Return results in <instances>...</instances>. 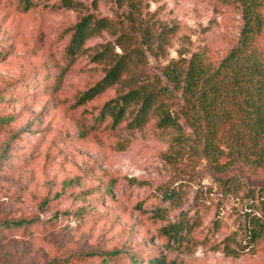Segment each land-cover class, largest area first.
<instances>
[{"label": "rangeland", "instance_id": "1", "mask_svg": "<svg viewBox=\"0 0 264 264\" xmlns=\"http://www.w3.org/2000/svg\"><path fill=\"white\" fill-rule=\"evenodd\" d=\"M34 1L23 10L16 0H0V222L24 219L32 232L0 227V264H150L159 256L170 264H264V232L250 237L252 218L264 222V190L258 194L264 167H251L245 152L235 151L229 123L217 133L225 165L215 169V162L172 140L173 131L156 129L153 119L134 130L111 129L108 118L93 123L124 84L75 104L104 72L105 64L89 55L105 42L120 52L119 29L87 38L65 66L68 26L87 11L123 19L124 0H77L76 9ZM130 1L131 14L178 24L165 56L140 46L148 73L178 58V49L189 55L206 44L220 58L239 35L241 14L214 12L211 0ZM261 47L264 52V38ZM171 191L176 204L168 217H152L153 207L169 205ZM179 213L194 221L197 241L187 250H167L160 229ZM232 232L237 255L217 247ZM118 250L124 253L110 261L86 256Z\"/></svg>", "mask_w": 264, "mask_h": 264}, {"label": "trees", "instance_id": "2", "mask_svg": "<svg viewBox=\"0 0 264 264\" xmlns=\"http://www.w3.org/2000/svg\"><path fill=\"white\" fill-rule=\"evenodd\" d=\"M124 2L126 12L123 19L115 20L87 11L68 26L65 66L83 52L87 38L101 30L119 29L115 45L120 47V52H115L109 42H105L89 55L91 62L105 64L104 72L81 91L75 104L86 103L121 83L127 86L126 90L104 101L93 123L99 124L108 118L111 129L123 124L125 129L134 130L153 119L156 129L173 131L172 140L191 153L215 162V169L225 165L219 163L222 150L215 144L217 133L222 125L229 123L235 151H244L243 161L251 167H264V52L261 47L264 0H211L214 12L234 10L241 14V27L235 43L220 58H215L206 44L189 55L178 49V58L169 60L157 73L144 70L140 46L156 57L165 56L178 24L156 18L153 13L146 17L138 11L131 14L133 2ZM16 4L29 10L38 2L16 0ZM51 6L76 9L80 3L59 0ZM132 38L134 43L129 45ZM53 82L56 84V80ZM262 189L264 187L258 188V194ZM167 198L169 205L153 207L152 217H168L169 209L176 203L172 191ZM194 224L181 213L175 220H168L160 229L165 248L187 250L193 247L197 241L191 235ZM28 225L30 222L24 219L0 222L4 229L24 226L25 231L32 234ZM250 231L252 241L259 239L264 232V222L252 218ZM235 240V232H232L219 241L217 247L220 245L218 248L225 254L237 255ZM123 253L120 250L90 252L86 256H100L110 261ZM147 261L150 264H170L164 256Z\"/></svg>", "mask_w": 264, "mask_h": 264}]
</instances>
